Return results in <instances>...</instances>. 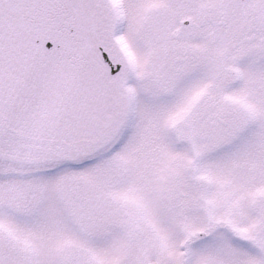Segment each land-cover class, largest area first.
<instances>
[{
    "label": "snow or ice",
    "instance_id": "1",
    "mask_svg": "<svg viewBox=\"0 0 264 264\" xmlns=\"http://www.w3.org/2000/svg\"><path fill=\"white\" fill-rule=\"evenodd\" d=\"M0 264H264V0H0Z\"/></svg>",
    "mask_w": 264,
    "mask_h": 264
}]
</instances>
